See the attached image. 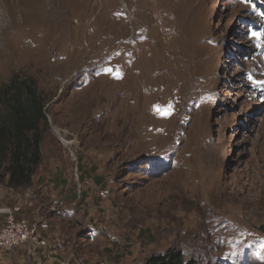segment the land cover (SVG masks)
Returning <instances> with one entry per match:
<instances>
[{"label": "rangeland", "instance_id": "374dc122", "mask_svg": "<svg viewBox=\"0 0 264 264\" xmlns=\"http://www.w3.org/2000/svg\"><path fill=\"white\" fill-rule=\"evenodd\" d=\"M259 1L103 0L87 17L73 2L72 43L1 7L0 84L36 80L48 121L33 185L0 184V210L59 229L71 257L58 264H142L171 247L264 264Z\"/></svg>", "mask_w": 264, "mask_h": 264}, {"label": "trees", "instance_id": "16d2710c", "mask_svg": "<svg viewBox=\"0 0 264 264\" xmlns=\"http://www.w3.org/2000/svg\"><path fill=\"white\" fill-rule=\"evenodd\" d=\"M264 20V2L257 3ZM258 31L262 26H255ZM47 98L36 80L13 76L0 84V184L15 191L33 185L43 160ZM154 159V158H152ZM167 171L170 167H167ZM165 170V169H164ZM160 175V174H158ZM142 264H198L183 251L169 248L150 255Z\"/></svg>", "mask_w": 264, "mask_h": 264}, {"label": "bare ground", "instance_id": "6f19581e", "mask_svg": "<svg viewBox=\"0 0 264 264\" xmlns=\"http://www.w3.org/2000/svg\"><path fill=\"white\" fill-rule=\"evenodd\" d=\"M102 1L103 0H0V10H2L1 7L5 10H9L11 12L10 15L12 16L11 21L14 22L18 17H22V15L33 17L35 20H40V23L49 29V35L52 36V41L54 43H58L60 41H68L72 43L75 41V38H77V41H80L81 38L79 39L78 36L76 37L72 32L74 21L72 22L68 18V14L70 13L69 6L74 5L73 2H82L83 5L81 8L88 9V12H83V14L87 17V14L96 13L98 11ZM87 3L89 4L88 6L86 5ZM17 22L19 23V21ZM80 23L82 22L80 21ZM62 46L64 48L61 51H70V49L65 46V43L61 44V47ZM30 47L32 54H39L41 51L36 46ZM80 52L82 53L84 50ZM91 53L92 52H90V54ZM62 135H66V133L62 132Z\"/></svg>", "mask_w": 264, "mask_h": 264}, {"label": "crops", "instance_id": "0c3cea01", "mask_svg": "<svg viewBox=\"0 0 264 264\" xmlns=\"http://www.w3.org/2000/svg\"><path fill=\"white\" fill-rule=\"evenodd\" d=\"M38 204V206L33 207L37 210L36 212L40 211L42 208L47 209L48 202L44 205ZM14 208L18 209L17 206H14ZM19 211H21V209ZM3 216L0 213V217ZM2 223L3 222L0 220V227ZM60 234H62V232L59 231V229L52 227L49 232L48 230L45 232L41 229L39 236L50 244L49 248L24 245L9 253H0V264H58L59 259L60 261H69L71 246H67L64 240L61 241V239H59ZM62 255L63 257H61Z\"/></svg>", "mask_w": 264, "mask_h": 264}, {"label": "built area", "instance_id": "2783aa9c", "mask_svg": "<svg viewBox=\"0 0 264 264\" xmlns=\"http://www.w3.org/2000/svg\"><path fill=\"white\" fill-rule=\"evenodd\" d=\"M20 209H4V223L0 227V253H9L24 245L49 248L50 244L37 234L35 225L25 219H18L16 214ZM53 210L56 211L55 208Z\"/></svg>", "mask_w": 264, "mask_h": 264}]
</instances>
